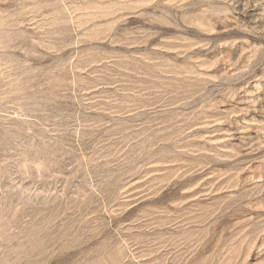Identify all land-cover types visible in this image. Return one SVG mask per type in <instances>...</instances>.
Listing matches in <instances>:
<instances>
[{
    "label": "rangeland",
    "instance_id": "1",
    "mask_svg": "<svg viewBox=\"0 0 264 264\" xmlns=\"http://www.w3.org/2000/svg\"><path fill=\"white\" fill-rule=\"evenodd\" d=\"M0 264H264V0H0Z\"/></svg>",
    "mask_w": 264,
    "mask_h": 264
}]
</instances>
